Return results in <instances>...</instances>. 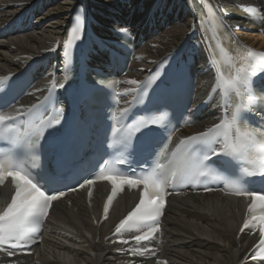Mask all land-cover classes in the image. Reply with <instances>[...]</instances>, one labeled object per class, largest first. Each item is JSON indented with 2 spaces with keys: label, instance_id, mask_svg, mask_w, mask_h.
Masks as SVG:
<instances>
[{
  "label": "snow or ice",
  "instance_id": "obj_1",
  "mask_svg": "<svg viewBox=\"0 0 264 264\" xmlns=\"http://www.w3.org/2000/svg\"><path fill=\"white\" fill-rule=\"evenodd\" d=\"M204 7L205 10L197 17L201 26L203 17L213 13L208 0H205ZM242 10L246 13L264 12V8L257 6ZM218 22L229 32L240 28L239 24L225 23L222 15ZM89 24L86 9L78 11L70 23L72 32L82 33L77 42L73 44L69 40L65 44L57 40L51 49H45H64V74L60 80H53L42 101L29 106L15 103L19 93L30 83L28 67L18 74L0 76V186L10 178L14 189L10 202L0 210V245L23 249L35 243L32 237L42 227L54 201L64 197L66 191L76 192L85 187L91 197L93 186L100 180L110 181L112 185L111 194L103 205L102 219H107L113 199L125 186L140 189L139 202L115 227L113 235L119 237V243L128 245L130 240L137 245L151 242L160 231L159 221L169 195L167 188L176 182V173L172 170L179 164L186 174L188 186L195 184L203 191H212L211 187L200 182L202 177L212 176L224 182L225 187L231 186L235 195L251 199L248 218L240 231L257 228L259 221V241L253 247L255 255L251 259L264 262V189L249 190L245 179L253 176L264 178V52L241 47L239 41H235L238 51L237 62L232 65L233 74L225 80L223 73L216 71L215 84L211 89L213 93L230 91L236 98L235 102L217 105L222 108L218 122L179 138L172 147L175 134L172 121L176 119L173 101L184 96L192 79L188 58L178 49L158 65L160 70L148 80L124 81L135 87L116 92L113 101L107 74L90 68V60L97 50L105 51L109 62L114 65L119 62V53L103 41L95 42V48L86 46L85 38L91 41ZM119 32L125 37L130 36L127 28H121ZM213 47L209 45L210 53ZM69 48L72 49L71 54L67 51ZM209 64L215 67L214 60ZM73 71L77 74L69 75ZM93 71L95 76L89 81L88 73ZM72 80H78V85L74 86ZM59 90L71 96L70 110L65 106L66 100L57 95ZM122 96H131L132 99L124 101L125 106L118 107V115H115L114 104L118 106ZM98 98L104 100L107 109L104 114L105 154H119L115 161L118 164L129 163L126 158L148 162L140 166V173L131 171L124 174L109 167L107 161L100 164L88 159L95 145L90 135V119L83 115V104L95 103ZM184 111L194 116L199 105L185 106ZM162 149H168L171 157H164L166 164L155 163ZM253 153L254 156L251 155ZM26 154L41 162H26ZM153 163L155 167H152ZM242 164L256 165L259 171L249 172L245 167L237 171ZM37 168L40 175L35 171ZM97 168L99 174L93 176L89 169ZM164 169H168L171 175L163 172ZM77 176L75 186L64 183ZM58 185L65 190H60ZM136 226H139L138 234H130L129 239H124V233ZM129 250L141 255L152 252L147 246Z\"/></svg>",
  "mask_w": 264,
  "mask_h": 264
},
{
  "label": "bare ground",
  "instance_id": "obj_2",
  "mask_svg": "<svg viewBox=\"0 0 264 264\" xmlns=\"http://www.w3.org/2000/svg\"><path fill=\"white\" fill-rule=\"evenodd\" d=\"M80 1L94 8L98 18L108 14L116 16L115 12L121 11L128 20L132 17L145 22L146 27L150 22L169 25L160 36L151 39L138 51L133 71L124 81H139L148 68L198 27L189 10L191 0H3L1 24L28 7L35 8L41 16L35 32L0 44V74L20 70L27 62L45 53V49H51L57 40H62L68 31L72 10ZM214 1L222 11L234 12L238 19L243 12L237 6L254 2ZM246 38L258 44V47L264 46V39L260 37L247 35ZM57 49L64 51L63 48ZM201 53L204 54V50ZM49 83L50 79L35 86V89L42 91L34 89L29 96V104L40 98ZM212 83L211 75L202 76L200 94L204 95ZM124 84L123 89L134 86ZM193 131L195 129L188 132ZM102 188L99 185L91 208L85 203L83 195L74 198L71 205L65 201L59 202L53 208L44 243L39 247L37 256L26 259L23 264H129L132 258L127 254L116 256L115 248L105 241V235L130 210L136 198L130 194L123 195L112 210L110 222L95 227L94 215L100 217ZM9 196L8 186L0 189V205ZM243 219L244 208L240 200L221 198L218 194L173 197L163 217L160 253L157 259L148 260L146 264H255L250 259V248L255 237H250L246 244L243 234L239 233Z\"/></svg>",
  "mask_w": 264,
  "mask_h": 264
}]
</instances>
